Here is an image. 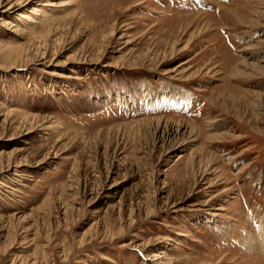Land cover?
<instances>
[{"label":"rangeland","instance_id":"obj_1","mask_svg":"<svg viewBox=\"0 0 264 264\" xmlns=\"http://www.w3.org/2000/svg\"><path fill=\"white\" fill-rule=\"evenodd\" d=\"M23 1L0 264H264V0Z\"/></svg>","mask_w":264,"mask_h":264},{"label":"bare ground","instance_id":"obj_2","mask_svg":"<svg viewBox=\"0 0 264 264\" xmlns=\"http://www.w3.org/2000/svg\"><path fill=\"white\" fill-rule=\"evenodd\" d=\"M2 1H3V0H2ZM24 1L28 2V1H30V0H24ZM24 1H23V2H24ZM8 3H9V2H8ZM31 9H33V10H30L29 13H30V14H36V11H35V10H36V7L31 8ZM7 10H8V9H7ZM37 12H38V10H37ZM18 15H19V14H18ZM36 15H37V14H36ZM19 17H20L21 19L24 18V20L27 19V20L30 21L28 15H27L26 13L24 14V12H23V13H20ZM257 242H258V241H257ZM257 242H256V243H257ZM249 245H250V243H249ZM250 247H252V246L250 245ZM160 255H163V253L161 252ZM160 255L158 256V258H155V259H157V260H158V259H162V257H161ZM163 256H164V255H163Z\"/></svg>","mask_w":264,"mask_h":264}]
</instances>
